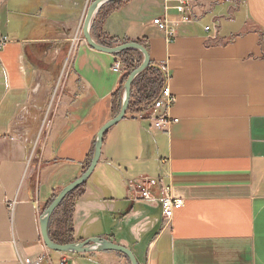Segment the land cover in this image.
<instances>
[{
	"label": "crops",
	"instance_id": "crops-1",
	"mask_svg": "<svg viewBox=\"0 0 264 264\" xmlns=\"http://www.w3.org/2000/svg\"><path fill=\"white\" fill-rule=\"evenodd\" d=\"M85 12L86 0L0 6V32L9 40L0 49V264L43 254L41 264L64 257L65 264H130L115 251H51L40 235L46 206L86 170L118 90L120 105L123 97L122 74L111 68L116 54L84 41L67 59ZM162 12L163 0H127L92 20L116 46L142 40L149 64L166 63L170 116L178 121L160 131L127 111L105 132L74 204V239H107L130 249L138 264H264V0H195L192 21L171 42L152 24ZM65 70L66 86L52 112L45 106L42 130L43 117L34 114L45 99L37 97ZM142 172L163 178L171 196L184 200L168 223L158 202L128 192L126 180Z\"/></svg>",
	"mask_w": 264,
	"mask_h": 264
},
{
	"label": "built area",
	"instance_id": "built-area-1",
	"mask_svg": "<svg viewBox=\"0 0 264 264\" xmlns=\"http://www.w3.org/2000/svg\"><path fill=\"white\" fill-rule=\"evenodd\" d=\"M221 1V0H217ZM195 0H163V12L161 15L152 19V24L163 34L166 41H173L181 24L190 22L193 19ZM170 10H174L178 20L170 18ZM8 37L0 32V49L8 42ZM82 34V23L77 27L74 36L70 40L67 51V59L71 58L80 42H84ZM67 60V63L69 61ZM112 71L121 75L123 67L119 59L112 65ZM160 70L164 76V84L160 88L155 100L142 107L141 112L137 113V118L147 119L151 126L156 130H166L170 125L178 120L170 116L171 105L175 102V97L171 94L168 84V69L166 63L160 64ZM49 117L46 113L42 121L43 127H49ZM42 127V128H43ZM127 190L133 200L156 201L159 204L162 220L168 223L174 212L184 205V200L174 198L170 194V187L161 177L149 175H139L136 178L126 180ZM13 202H10L12 204ZM67 257L62 258L59 263L65 264ZM20 264H41L46 260V256L38 255L34 258L19 256Z\"/></svg>",
	"mask_w": 264,
	"mask_h": 264
},
{
	"label": "water",
	"instance_id": "water-1",
	"mask_svg": "<svg viewBox=\"0 0 264 264\" xmlns=\"http://www.w3.org/2000/svg\"><path fill=\"white\" fill-rule=\"evenodd\" d=\"M113 1H122V0H94L91 2L87 10L84 14L83 22H82V34L83 38L86 41V43L93 49L110 53V54H118L124 50L127 49H135L138 50L142 55V62L139 65L138 68L133 70L127 77L125 83L123 84V97L120 105V110L118 114L110 119L108 122H106L98 131L97 137L95 140L94 145V152L92 159L86 168V170L73 182L67 184L64 186L57 195L52 199L50 204L47 206V208L44 210L41 219H40V235L43 244L51 251L55 252H63V253H85V252H92V251H115L119 252L123 255H125L128 260L130 261V264H138L135 256L131 252L130 249L121 246L119 244H115L107 239L103 238H90L87 240H84L82 242H73V243H66V244H59L53 242L49 238L48 234V223L51 215L53 212L58 208L60 203L64 200V198L74 189H76L78 186L84 184L89 176L92 174L95 166L97 165V162L100 157L101 147L104 139L105 132L112 127L114 124L119 122L123 117L125 116L127 112V108L130 102V95H131V86L134 81V79L142 73L150 63L149 55L147 50L144 46L137 42H128L124 44H120L114 47H104L99 45L95 42V40L92 38L90 34V27L92 20L96 13L98 12L99 8L108 2Z\"/></svg>",
	"mask_w": 264,
	"mask_h": 264
},
{
	"label": "trees",
	"instance_id": "trees-1",
	"mask_svg": "<svg viewBox=\"0 0 264 264\" xmlns=\"http://www.w3.org/2000/svg\"><path fill=\"white\" fill-rule=\"evenodd\" d=\"M126 1L127 0L110 2V4L108 5L109 7L107 6V11L110 12L114 9H117L121 4L125 3ZM99 14L97 17L100 16ZM90 34L96 43L104 47H114L116 46V43H118L117 39L112 37L109 38L105 34L98 33L97 26H95L94 24L90 29ZM128 42H137L143 45L142 40L125 41L122 44ZM116 55L123 67V72L120 78V87L122 88L128 75L133 70L138 68L139 65L141 64L142 55L138 50L135 49H127ZM163 83H164V76L160 68L149 64V66L142 73H140L132 83L130 102L127 111L129 113L140 112L139 108H141V106L143 107L149 104L150 102H152L153 100H155ZM120 92L121 91L118 90L119 96L115 97L113 102L114 117L118 114L120 110V98H119ZM85 184L86 183L78 186L76 189L71 191L51 215L48 223V234H49V238L53 242L59 244L76 242V240L74 239L72 215H73L75 202L84 194Z\"/></svg>",
	"mask_w": 264,
	"mask_h": 264
},
{
	"label": "rangeland",
	"instance_id": "rangeland-1",
	"mask_svg": "<svg viewBox=\"0 0 264 264\" xmlns=\"http://www.w3.org/2000/svg\"><path fill=\"white\" fill-rule=\"evenodd\" d=\"M94 0H86V10H87V7H88V5L91 3V2H93ZM2 2H3V0H0V6H1V4H2ZM110 4V2H108V3H105V4H103L100 8H102L103 6H105V7H103V9L104 8H107V6ZM109 7V6H108ZM99 8V9H100ZM76 31V30H75ZM74 34H75V32H74ZM74 34H73V36H74ZM143 46V45H142ZM63 68L64 67H62L61 69L63 70ZM61 70V71H62ZM66 80H67V76H66V70L62 73V74H60V72H59V74H58V77L55 79V80H52V82L50 81V85H47L46 84V89H44V91H46L47 93L44 95V96H42V94L39 96V97H37V103L39 104V102H40V100H42V99H45V104H41V106L40 107H42V105H43V108L41 109V110H37V111H35V116L37 117L36 119L39 121L42 117V120L44 119V114L46 113V111H44V108H45V106L46 107H50V109H51V112H52V110H53V107H54V105H56V103H58V98L60 97V99H61V95H62V93H63V89L65 88V86H66ZM164 84V83H163ZM56 88H59V89H62V91L61 90H56ZM45 97V98H44ZM60 103V102H59ZM141 109H142V106H141V108H139V111L141 112ZM42 127H43V125H42ZM42 130L44 129V130H46V127H43V128H41ZM139 175H149V176H152V177H155V175H153L152 173H149V172H142L141 174H138L137 176H139ZM136 176V177H137ZM135 177V178H136ZM132 179V178H131Z\"/></svg>",
	"mask_w": 264,
	"mask_h": 264
}]
</instances>
